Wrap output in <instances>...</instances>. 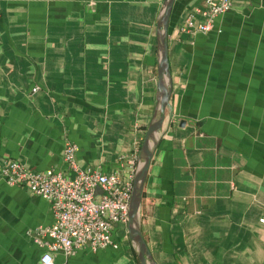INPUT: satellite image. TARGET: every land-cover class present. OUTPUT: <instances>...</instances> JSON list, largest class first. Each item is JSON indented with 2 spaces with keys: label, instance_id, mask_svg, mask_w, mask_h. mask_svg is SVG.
<instances>
[{
  "label": "crops",
  "instance_id": "obj_1",
  "mask_svg": "<svg viewBox=\"0 0 264 264\" xmlns=\"http://www.w3.org/2000/svg\"><path fill=\"white\" fill-rule=\"evenodd\" d=\"M163 5L0 0V162L71 175V141L79 167L126 178L158 106ZM202 5L172 7L170 96L137 224L154 264H264V0H232L208 32L180 31ZM52 222L48 201L0 176V264H39L26 232ZM113 235L116 249L54 263L140 264L126 223Z\"/></svg>",
  "mask_w": 264,
  "mask_h": 264
},
{
  "label": "built area",
  "instance_id": "obj_2",
  "mask_svg": "<svg viewBox=\"0 0 264 264\" xmlns=\"http://www.w3.org/2000/svg\"><path fill=\"white\" fill-rule=\"evenodd\" d=\"M231 4L232 0H203L202 7L193 8L179 30L208 32L214 18L229 10ZM197 15L200 19H196ZM76 152L77 145L67 141L62 159L71 175L54 169L35 170L11 158L0 162V176L8 184L25 188L49 202L53 222L26 232L34 244L43 247L39 264H55L56 252L68 257L85 247L93 251L116 249L119 243L113 235L114 227L128 220L135 164L123 178L114 172L79 167ZM259 221L264 224V218Z\"/></svg>",
  "mask_w": 264,
  "mask_h": 264
},
{
  "label": "water",
  "instance_id": "obj_3",
  "mask_svg": "<svg viewBox=\"0 0 264 264\" xmlns=\"http://www.w3.org/2000/svg\"><path fill=\"white\" fill-rule=\"evenodd\" d=\"M175 0H164L162 12L158 19L157 36L159 46V62H158V106L155 111L153 120L148 125L145 137L141 144L139 152V161L136 165V171L133 177L132 193L128 208L127 233L129 239L134 243L140 264H154L150 257L149 250L141 235L137 224L138 208L142 195V188L152 155V143L155 133L161 128L165 117L166 108L169 102L170 89L168 87V27L169 18Z\"/></svg>",
  "mask_w": 264,
  "mask_h": 264
}]
</instances>
